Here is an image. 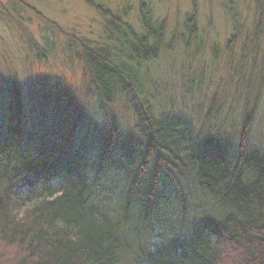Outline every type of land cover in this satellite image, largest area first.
Listing matches in <instances>:
<instances>
[{
	"label": "trees",
	"instance_id": "1",
	"mask_svg": "<svg viewBox=\"0 0 264 264\" xmlns=\"http://www.w3.org/2000/svg\"><path fill=\"white\" fill-rule=\"evenodd\" d=\"M88 4L109 30L80 59L100 105L122 94L136 123L122 135L107 114L101 134L78 133L81 114L57 79L37 81L29 101L16 80L0 85V264H264V154L248 149L250 115L235 145L156 117L139 67L158 56L164 22L141 2L137 32L125 13ZM191 197L213 208L165 237Z\"/></svg>",
	"mask_w": 264,
	"mask_h": 264
},
{
	"label": "rangeland",
	"instance_id": "2",
	"mask_svg": "<svg viewBox=\"0 0 264 264\" xmlns=\"http://www.w3.org/2000/svg\"><path fill=\"white\" fill-rule=\"evenodd\" d=\"M88 2L125 13L137 32L141 2L164 22L158 56L139 67L142 97L156 117L184 119L194 134L218 133L235 145L250 115L248 149L264 154V16L256 18L254 0H0V85L16 80L29 101L37 81L57 79L81 114L78 133L101 134L107 114L122 135L133 131L129 98L118 94L101 106L80 59L83 46L104 43L109 30ZM184 206V215L180 208L168 219L165 237L213 208L192 197ZM147 223L158 230L155 220Z\"/></svg>",
	"mask_w": 264,
	"mask_h": 264
}]
</instances>
